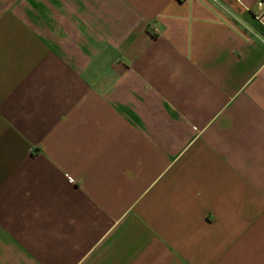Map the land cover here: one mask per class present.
<instances>
[{"label":"crops","instance_id":"obj_1","mask_svg":"<svg viewBox=\"0 0 264 264\" xmlns=\"http://www.w3.org/2000/svg\"><path fill=\"white\" fill-rule=\"evenodd\" d=\"M256 1L0 0V264H264Z\"/></svg>","mask_w":264,"mask_h":264},{"label":"built area","instance_id":"obj_2","mask_svg":"<svg viewBox=\"0 0 264 264\" xmlns=\"http://www.w3.org/2000/svg\"><path fill=\"white\" fill-rule=\"evenodd\" d=\"M258 11L253 14V19L255 23L264 31V1L257 0L255 2ZM264 48V41L262 42Z\"/></svg>","mask_w":264,"mask_h":264}]
</instances>
